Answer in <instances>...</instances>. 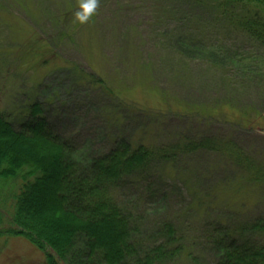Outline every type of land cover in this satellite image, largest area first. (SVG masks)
I'll use <instances>...</instances> for the list:
<instances>
[{"label": "rangeland", "instance_id": "rangeland-1", "mask_svg": "<svg viewBox=\"0 0 264 264\" xmlns=\"http://www.w3.org/2000/svg\"><path fill=\"white\" fill-rule=\"evenodd\" d=\"M91 2L0 0V117L16 123L36 102L46 130L93 159L118 139L165 147L177 161L125 179L114 198L137 217L142 238L157 241L172 226L209 264L208 233L242 214L240 190L221 180L230 167L221 142L264 157V50L191 0H94L86 13ZM196 138L214 146L183 155ZM43 259L27 241L0 237V264Z\"/></svg>", "mask_w": 264, "mask_h": 264}, {"label": "trees", "instance_id": "trees-1", "mask_svg": "<svg viewBox=\"0 0 264 264\" xmlns=\"http://www.w3.org/2000/svg\"><path fill=\"white\" fill-rule=\"evenodd\" d=\"M191 1L214 16L212 23L218 18L264 50V0ZM51 19L57 28L61 20ZM57 30L59 39L69 33ZM20 115L16 123L0 117V237L27 241L43 254V264H167L185 260L200 264L179 244L172 226H162L157 241L142 238L146 232L137 217L114 198L125 179L154 173L156 162L177 161L173 155L167 157L165 147H132L127 140L118 139L108 152L93 159L52 136L36 102ZM213 141L196 138L186 144L182 154L199 151L205 144L214 146ZM223 141L219 150L225 149L230 167L221 180L240 190L238 210L242 214L239 219L218 223L208 233L209 256L213 252L209 264H264V157L256 159L232 140ZM10 184L12 190L8 191ZM255 191L259 198L253 202L262 201L261 211L249 217L253 202L248 194Z\"/></svg>", "mask_w": 264, "mask_h": 264}, {"label": "clouds", "instance_id": "clouds-1", "mask_svg": "<svg viewBox=\"0 0 264 264\" xmlns=\"http://www.w3.org/2000/svg\"><path fill=\"white\" fill-rule=\"evenodd\" d=\"M94 7H95V3H94V0H93V2L87 3V4L84 5V11L86 13L90 12ZM78 18L81 19V20L85 19V17H80L79 14H78Z\"/></svg>", "mask_w": 264, "mask_h": 264}]
</instances>
